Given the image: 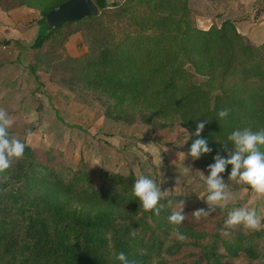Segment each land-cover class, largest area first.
<instances>
[{
    "label": "trees",
    "instance_id": "16d2710c",
    "mask_svg": "<svg viewBox=\"0 0 264 264\" xmlns=\"http://www.w3.org/2000/svg\"><path fill=\"white\" fill-rule=\"evenodd\" d=\"M65 0H0L8 11L18 6L39 10L38 29L28 47L41 48L63 26L99 17L109 9L107 0H93L98 14L50 27L44 14ZM138 11L126 12L125 25L135 33H124L111 48L101 49L92 61H78L69 80L107 96L108 117L122 118L128 110L140 112L145 121L177 113L189 130L186 151L196 139H205L209 153L195 161L204 168L218 154L227 158L234 145L227 137L245 127L264 128V43L254 45L239 33L230 19L207 29L197 27L189 0H126ZM119 17L125 10L111 4ZM127 11V10H126ZM125 12V11H124ZM68 34H66V39ZM87 60V59H86ZM34 67L29 70L34 74ZM230 109L221 119L217 112ZM113 112H112V111ZM204 128L199 136V123ZM9 131V137L12 132ZM23 158L0 173V264H121L115 255L124 252L130 264H168L162 231H173L167 216L180 210L173 204H158L144 211L132 193L135 175L100 171L98 175L82 163L72 169L36 157L24 139ZM264 150V148H262ZM227 165L223 176H229ZM190 196H177L184 210L196 206ZM80 206V208L78 207ZM226 207H216L222 211ZM115 213L125 215L116 222ZM181 234L200 238L205 229L187 219ZM135 233V236L130 235ZM222 238L230 253L244 252L264 264V230L249 233L227 230Z\"/></svg>",
    "mask_w": 264,
    "mask_h": 264
},
{
    "label": "rangeland",
    "instance_id": "374dc122",
    "mask_svg": "<svg viewBox=\"0 0 264 264\" xmlns=\"http://www.w3.org/2000/svg\"><path fill=\"white\" fill-rule=\"evenodd\" d=\"M113 3L125 9L119 17L115 16L118 7L114 8ZM107 4L109 9L99 17L63 26L38 49L28 45L35 36V29L32 28L37 25L39 10L27 13V16L33 14L34 17L19 25L18 39L8 41L0 37V67L5 62L20 66L18 71L16 67L6 70L3 79L0 78V96L3 98H0V109L5 110L12 120L9 128L12 136L24 139L34 149L36 157L48 164L58 162L76 169L81 166L82 159V163L96 175L103 170L122 175L132 172L136 179L141 175L147 176L160 189L158 204H173L183 209L184 203H177L176 197L195 194V198H190L196 206L184 210V215L190 222L201 223L206 234L200 238L183 234L186 239L181 241L174 231H162L165 249L161 257L168 264H258L259 258L248 257L242 251L230 253L222 243V238L228 235L220 229L229 210L245 207L256 210L260 218L259 228L264 230V197L248 185L220 173L227 186L228 207L195 219L193 213L196 210L209 211L205 178L210 175V169L201 166L186 151L189 130L181 124L177 113L163 118L154 116L147 122L140 112L128 110L122 118L114 119L106 115L110 110L107 96L81 86L72 87L66 82L65 77L70 80L74 66L80 63L69 60L67 55H84L85 61H92L101 49L111 48L122 34L136 32L125 25L123 16L128 11H138V6L126 0H107ZM189 5L195 12L197 27L201 28L197 10L190 1ZM221 23L214 22L216 25ZM11 30V27L4 28L8 36ZM66 34L68 36L64 39ZM68 40L74 56L67 52ZM30 65L35 68L34 74L29 70ZM15 74L18 77L12 79ZM54 80L71 90L66 93L68 96L54 92ZM13 90L16 93L21 91L19 95H23L18 104L11 102L5 106L3 100H10L8 95ZM124 216L115 213L112 219L119 223L125 221ZM232 230L242 233L253 231L243 225Z\"/></svg>",
    "mask_w": 264,
    "mask_h": 264
},
{
    "label": "clouds",
    "instance_id": "9594fccd",
    "mask_svg": "<svg viewBox=\"0 0 264 264\" xmlns=\"http://www.w3.org/2000/svg\"><path fill=\"white\" fill-rule=\"evenodd\" d=\"M230 109L223 108L217 112V115L224 119L229 115ZM12 126V120L8 113L0 109V173H5L11 166L13 159L23 158L25 152V143L19 138L9 137V128ZM204 128V123H199L196 128V135L199 136ZM234 145L227 158H222L218 154L214 157L215 163L209 165L210 175L205 178L207 185L206 202L209 205V211L198 209L193 213V217L199 220L202 216L206 217L214 211L216 207H226V201L229 195L226 192V185L219 176L223 173L227 165H231L229 179L237 181L240 184H246L257 193L264 197V128L253 131L245 127L232 131L227 137ZM212 149L208 147L205 139H196L190 147V155L193 158H199L201 153H209ZM133 195L139 199L140 206L144 211L156 210L159 215L158 202L161 199V192L157 183L147 177L139 176L133 183ZM183 209L173 211L167 216L169 224L173 225V231L177 239L183 241L186 237L180 233L179 226L185 221ZM238 225H243L247 229L257 230L260 227V218L253 208L237 207L228 211L227 218L220 231L227 234V230L234 229ZM130 235L135 236V233ZM115 259L121 264H130L127 255L119 252Z\"/></svg>",
    "mask_w": 264,
    "mask_h": 264
},
{
    "label": "crops",
    "instance_id": "0c3cea01",
    "mask_svg": "<svg viewBox=\"0 0 264 264\" xmlns=\"http://www.w3.org/2000/svg\"><path fill=\"white\" fill-rule=\"evenodd\" d=\"M189 1L191 6L197 10L199 20L202 23V27H201L202 29H207L214 22L218 23L225 19H230L234 23L237 31L242 35L248 37V39L254 45H260L264 43V0H189ZM31 11L38 12L37 9L28 8L25 6L14 7L8 11H4L0 8V37L7 39L8 41L18 39V37L20 36H18L19 34L16 35V33L20 32L19 25H24L23 21L34 17L33 14H29L27 16V13H30ZM6 27L12 28V30L9 32L10 36H8L7 33H5L4 31V28ZM35 27H33L32 29H35V35H36L38 29V23L37 25H35ZM21 30L23 29L21 28ZM73 35L75 36V34ZM66 43H67L66 44L67 52H69L70 55L74 56L75 53L72 50L70 41L68 40ZM15 67H16V71L20 70V66L17 67L16 63L5 62L0 67V78L3 79L6 70L14 69ZM17 77H18L17 74H15L13 75L12 79H15ZM54 82L56 83L55 84L56 86L54 87L55 93L62 92L66 94L68 93V91H71L67 88H63V86L60 85L58 81L54 80ZM20 92L16 93L14 90L9 92L10 95H8V98L11 97L10 99L11 101L8 99L3 100L5 106H7L6 103L10 104L11 102L12 104L15 103L18 104L17 102L18 99H20V96L23 95V94L19 95ZM54 92H52L51 94L54 95ZM66 95L68 96V94Z\"/></svg>",
    "mask_w": 264,
    "mask_h": 264
},
{
    "label": "water",
    "instance_id": "95a60500",
    "mask_svg": "<svg viewBox=\"0 0 264 264\" xmlns=\"http://www.w3.org/2000/svg\"><path fill=\"white\" fill-rule=\"evenodd\" d=\"M93 0H65L44 14L50 27H58L68 22L81 20L98 14Z\"/></svg>",
    "mask_w": 264,
    "mask_h": 264
}]
</instances>
